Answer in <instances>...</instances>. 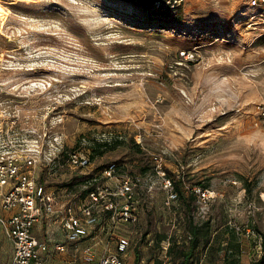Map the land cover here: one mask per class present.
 Instances as JSON below:
<instances>
[{"label": "rangeland", "instance_id": "374dc122", "mask_svg": "<svg viewBox=\"0 0 264 264\" xmlns=\"http://www.w3.org/2000/svg\"><path fill=\"white\" fill-rule=\"evenodd\" d=\"M185 5L164 21L145 0H0V109L20 106L29 141L46 123L47 136L30 144L44 152L38 173L57 199L76 203L92 187L112 186L100 171L108 164L119 165L116 178L131 179L136 219L114 228L130 242L126 264H173L156 236L177 244L187 236L180 207L166 205L153 155L185 190L217 195L204 208L194 203L212 243L193 264H224L226 228L239 263L256 264L264 256V125L256 113L264 103V11L248 0ZM55 136L60 154L49 162ZM95 144L104 153L89 167L65 166L68 152ZM11 254L0 227V264Z\"/></svg>", "mask_w": 264, "mask_h": 264}, {"label": "built area", "instance_id": "2783aa9c", "mask_svg": "<svg viewBox=\"0 0 264 264\" xmlns=\"http://www.w3.org/2000/svg\"><path fill=\"white\" fill-rule=\"evenodd\" d=\"M189 1L199 0H146V3L150 9L167 10L176 15ZM248 4L264 11V0H248ZM181 55L186 60L193 59L190 52H182ZM0 93H4L1 86ZM21 113L18 105L13 107L11 113L0 109V227L12 246V256L7 264H45L44 256L49 254L51 247L55 253L68 252L65 244H49L35 237L34 227L44 216L61 218L65 240L73 248V264H84L92 260L91 248L80 250L78 243L88 238L96 229L104 228L102 223L112 222L113 228L109 232L102 229V232L110 234L116 249L101 257L98 264H124L123 257L130 242L126 236L116 235L114 228L118 225V220L132 222L136 219L131 213L134 190L131 179L116 178V165L112 163L101 172L106 179L114 178L112 186L101 185L76 203L66 196L57 199L47 192L38 173L42 170L44 152L38 145L32 148L30 144H37L39 139L47 136L46 123H43V130L38 137L29 141V132L21 128ZM256 113L259 122L264 125V103L257 106ZM60 137L52 138L53 152L48 158L49 162L60 154ZM90 155L89 150H72L67 153L65 166L73 170L85 169L91 164ZM151 161L166 193V205L174 204L177 194L173 189V180L167 176L162 156L153 155ZM191 191L196 197V203L202 208L217 196L199 186L192 187ZM61 193L65 194L67 191L62 190ZM106 216L107 218H103ZM163 249L165 251L166 247ZM80 253L83 255L81 259L78 258ZM261 257L262 254L259 258Z\"/></svg>", "mask_w": 264, "mask_h": 264}, {"label": "trees", "instance_id": "16d2710c", "mask_svg": "<svg viewBox=\"0 0 264 264\" xmlns=\"http://www.w3.org/2000/svg\"><path fill=\"white\" fill-rule=\"evenodd\" d=\"M181 9L179 10V13H182ZM149 11L152 12V14H157L164 21H170L176 18L179 14L177 13L176 15H172L167 10L156 11L150 8ZM104 146L105 145L95 144L90 148V150L88 149L91 154L90 161H92L95 156H101L104 153V151L102 150ZM114 164L116 165V172H118L120 170L119 165L117 163ZM108 165H106L105 167H107ZM104 168L102 170H104ZM95 188L96 187H92L91 189L87 190L84 193L82 199H84L89 194V192L94 190ZM173 189L175 190L174 192L177 194V200L174 204H177V206L180 207L179 209L181 210V212H183L184 214L183 219L185 221V232L187 233V236L184 241H182L180 244H177L175 241L172 240L171 237H167L166 235H157L156 243L159 246L160 244L167 242L168 247L166 248L165 253L168 256H172L173 264H193L194 260H198L200 258L202 252L209 250L211 247V225L209 221L202 223H197L195 221L194 209L196 208L194 206V203L196 202V197L192 193L193 191H191V188H187L185 190L182 181H178L177 184V182L173 180ZM62 190L68 191V188L62 187ZM225 233L228 235L229 238L227 240L228 243H226V245L222 248V251H224L223 262L224 264H240V248L239 243L235 239V234L229 228H226ZM147 235L148 234H144L143 237L146 238ZM163 248L164 247L162 246V249ZM259 260L260 261H258L256 264H264V256L259 258ZM155 264L160 263L156 262Z\"/></svg>", "mask_w": 264, "mask_h": 264}, {"label": "crops", "instance_id": "0c3cea01", "mask_svg": "<svg viewBox=\"0 0 264 264\" xmlns=\"http://www.w3.org/2000/svg\"><path fill=\"white\" fill-rule=\"evenodd\" d=\"M60 221L61 218H58V216L57 217L44 216L41 219V221H39L34 227V231H33L34 235L40 241H44L49 244L62 243L65 244L68 249L67 253L65 252L60 254V253H55L51 247L49 254L44 256L45 264H73V262L75 261L73 256V248L71 244H68L65 240L64 231L61 228ZM109 223L110 224L108 225V227L111 225L112 222ZM78 247L80 250H84L89 247L91 248L93 255L92 260L85 262L84 264H98V261L101 257L115 251L116 244L115 241L112 240V238L110 237V234L94 231L89 235L88 238L80 241L78 243ZM11 250H12V246H11ZM79 255L80 256H78V258L81 259L83 256L82 253H80ZM124 256L125 257H123L124 260L123 262L124 264H126L128 251Z\"/></svg>", "mask_w": 264, "mask_h": 264}]
</instances>
